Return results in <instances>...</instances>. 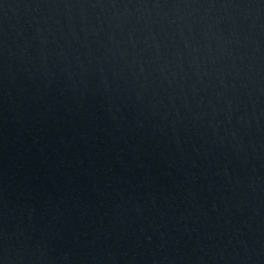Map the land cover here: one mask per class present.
I'll return each instance as SVG.
<instances>
[{
  "label": "water",
  "instance_id": "obj_1",
  "mask_svg": "<svg viewBox=\"0 0 264 264\" xmlns=\"http://www.w3.org/2000/svg\"><path fill=\"white\" fill-rule=\"evenodd\" d=\"M0 264H264V0H0Z\"/></svg>",
  "mask_w": 264,
  "mask_h": 264
}]
</instances>
